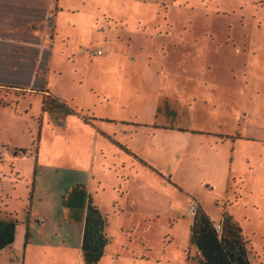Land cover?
I'll use <instances>...</instances> for the list:
<instances>
[{"label":"rangeland","instance_id":"rangeland-1","mask_svg":"<svg viewBox=\"0 0 264 264\" xmlns=\"http://www.w3.org/2000/svg\"><path fill=\"white\" fill-rule=\"evenodd\" d=\"M77 186L98 264H202L192 205L264 264V0H0V264H85Z\"/></svg>","mask_w":264,"mask_h":264},{"label":"trees","instance_id":"trees-1","mask_svg":"<svg viewBox=\"0 0 264 264\" xmlns=\"http://www.w3.org/2000/svg\"><path fill=\"white\" fill-rule=\"evenodd\" d=\"M65 206L74 211H86L81 256L85 264H98L107 244L103 233L105 220L92 207L84 186H77L69 193ZM14 239L15 225L0 221V251L12 245ZM190 245L200 255L202 264H251L250 244L242 236L238 223L227 214L215 227L205 214L197 211L190 227Z\"/></svg>","mask_w":264,"mask_h":264},{"label":"built area","instance_id":"built-area-1","mask_svg":"<svg viewBox=\"0 0 264 264\" xmlns=\"http://www.w3.org/2000/svg\"><path fill=\"white\" fill-rule=\"evenodd\" d=\"M97 55H98V56L102 55V52H101V51H97ZM196 212H197V207H196V205H193V206L191 207L190 211H189V215H190L191 217H193V216L195 215ZM217 231L220 232L219 229H217Z\"/></svg>","mask_w":264,"mask_h":264},{"label":"crops","instance_id":"crops-1","mask_svg":"<svg viewBox=\"0 0 264 264\" xmlns=\"http://www.w3.org/2000/svg\"><path fill=\"white\" fill-rule=\"evenodd\" d=\"M87 215V214H86ZM86 215H85V217H86ZM0 221H6L7 222V220L6 219H4V217H3V219L2 218H0ZM84 221H85V219H84ZM84 228V227H83ZM82 238H83V231H82ZM81 245H82V242H81Z\"/></svg>","mask_w":264,"mask_h":264}]
</instances>
